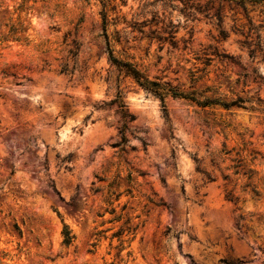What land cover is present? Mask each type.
<instances>
[{"label":"rangeland","instance_id":"obj_1","mask_svg":"<svg viewBox=\"0 0 264 264\" xmlns=\"http://www.w3.org/2000/svg\"><path fill=\"white\" fill-rule=\"evenodd\" d=\"M246 7L0 0V36L22 30L0 41V264H264V60L245 45L264 46V4ZM105 35L148 80L253 109L163 111Z\"/></svg>","mask_w":264,"mask_h":264},{"label":"trees","instance_id":"obj_2","mask_svg":"<svg viewBox=\"0 0 264 264\" xmlns=\"http://www.w3.org/2000/svg\"><path fill=\"white\" fill-rule=\"evenodd\" d=\"M103 6L108 3L109 0H101ZM234 4L242 9L245 16H247V4L250 5H257V4H264V0H232ZM218 17V14H217ZM103 20H105V15L103 14ZM250 22V21H249ZM103 30H106L107 23L103 22ZM22 30L14 25H11L8 28V31L6 34L0 36V41H7L8 39L13 40H20L21 36H19V33H21ZM221 37H225V34L223 31L220 32ZM247 38H251L250 40L245 42L246 47L248 48L249 54L251 56H254L256 53L262 54V60H264V46L260 42L259 35H255V39H252L253 36L247 34ZM105 41H106V50L108 53L109 60L116 65V67L125 73L126 76L131 77L135 83L142 88L144 91L152 94L160 101V106L163 111L166 110L165 107V97L167 95H170L173 98H180V99H186L194 102L200 107H211V106H220L224 109H229L230 107H243V108H250L253 109L252 106L246 107L244 106V103L247 101V99H243L240 97H237L235 100H225L222 96L217 95L216 92H211V88L206 87L205 89H195L193 86H189V90H182L180 86H171L170 83H160L156 81H150L147 79V77L143 74L141 70H139L133 63H129L126 61H118L117 58L113 56V50L110 48V42L108 40L107 35H105ZM71 47L67 50L69 55L71 57H75L77 55L78 49L80 44L77 42V40L74 38L71 40L70 43ZM60 72L65 74H71L72 70L68 69V63L64 62L61 64ZM194 74H191V82H194L195 79L193 78ZM192 87V88H191ZM257 102H260V99H256ZM224 179H228V176L225 175ZM230 193H227L226 196H229ZM229 199H234V197L230 196ZM236 199V198H235ZM73 239V236L70 234V231L66 226H64V232H63V244L69 245Z\"/></svg>","mask_w":264,"mask_h":264},{"label":"bare ground","instance_id":"obj_3","mask_svg":"<svg viewBox=\"0 0 264 264\" xmlns=\"http://www.w3.org/2000/svg\"><path fill=\"white\" fill-rule=\"evenodd\" d=\"M67 127V126H66ZM64 129H66V128H63L62 130H64ZM65 132H66V130H64ZM63 132V131H62ZM65 134V133H64ZM64 134H62V135H64Z\"/></svg>","mask_w":264,"mask_h":264}]
</instances>
